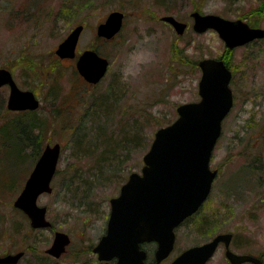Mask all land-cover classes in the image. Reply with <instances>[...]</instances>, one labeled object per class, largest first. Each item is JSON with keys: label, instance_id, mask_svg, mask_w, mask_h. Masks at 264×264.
Wrapping results in <instances>:
<instances>
[{"label": "rangeland", "instance_id": "374dc122", "mask_svg": "<svg viewBox=\"0 0 264 264\" xmlns=\"http://www.w3.org/2000/svg\"><path fill=\"white\" fill-rule=\"evenodd\" d=\"M112 11L124 14L120 31L98 38ZM195 11L264 29V0H0V69L39 102L10 111L8 87H0V256L24 251L18 264H98L92 250L105 234L110 199L129 174L141 173L155 131L176 119V107L199 100L204 58L229 64L233 106L210 158L217 171L210 194L175 230L164 263L220 233L264 247V38L228 49L214 30L193 31ZM163 16L187 30L177 35ZM77 25L84 28L76 56L91 49L109 63L94 86L77 73V57L55 54ZM56 143L52 191L37 200L52 226L32 229L13 202L44 146ZM56 231L70 238L58 259L45 253ZM142 248L151 262L154 245ZM206 264H227L221 246Z\"/></svg>", "mask_w": 264, "mask_h": 264}, {"label": "water", "instance_id": "95a60500", "mask_svg": "<svg viewBox=\"0 0 264 264\" xmlns=\"http://www.w3.org/2000/svg\"><path fill=\"white\" fill-rule=\"evenodd\" d=\"M196 33L214 30L228 49L243 46L264 38V29L250 27L242 20H228L217 15L190 14ZM124 14L110 12L96 27V36L112 39L121 29ZM161 21L172 27L177 35L187 29V23L172 16ZM83 25L75 26L58 44L55 54L59 59H73ZM201 76L198 82L199 100L176 107L177 117L154 133L147 152L143 155L141 173L129 174L119 195L110 199V212L105 234L93 248L98 264H146L147 253L141 244L154 242L156 249L150 264H161L171 253L175 243V228L194 214L207 199L217 171L210 169V158L221 135L222 121L233 105L229 83L231 71L222 59L204 58L197 63ZM77 73L89 84H97L106 74L108 61L95 50H84L76 59ZM8 85L10 93L7 109L33 111L39 102L34 93L21 90L11 73L0 69V87ZM60 145H45L21 192L13 202L29 220L32 229H47L51 223L46 208L37 205L42 194L51 193V181L56 171ZM231 235L219 234L201 245L181 252L169 264H206L218 244L224 243L226 258L231 264L251 260L228 249ZM70 244L63 232H54L45 253L58 259ZM24 251L0 256V264H18Z\"/></svg>", "mask_w": 264, "mask_h": 264}, {"label": "flooded vegetation", "instance_id": "af4514ba", "mask_svg": "<svg viewBox=\"0 0 264 264\" xmlns=\"http://www.w3.org/2000/svg\"><path fill=\"white\" fill-rule=\"evenodd\" d=\"M261 39H263V38H261ZM256 40H259V39H256ZM255 41V40H254ZM77 59V58H76ZM76 62V61H75ZM80 77V76H79ZM82 80H83V78L82 77H80ZM84 81V80H83ZM84 83H86L87 85H92V84H89L88 82H85L84 81ZM94 86V85H93ZM4 87H8V90H9V93H10V88H9V86L8 85H5ZM18 87V86H17ZM19 88V87H18ZM20 89V88H19ZM9 96V95H8ZM17 112H19V111H17ZM199 210H197L195 213H197ZM194 213V214H195ZM194 214H192V215H194ZM191 215V216H192ZM191 216H189L188 218H186L181 224H183L187 219H189ZM107 222H108V220H107ZM180 224V225H181ZM107 225V224H106ZM179 225V226H180ZM178 226V227H179ZM177 227V228H178ZM176 228V229H177ZM175 229V230H176ZM221 234V233H220ZM227 234V233H226ZM217 235H219V234H217ZM217 235H215V236H217ZM214 236V237H215ZM213 237V238H214ZM211 240V239H210ZM245 241H247V240H237V242H235V240H234V238H233V235H231V237H230V241H229V245H228V249L232 252V253H234V254H236V255H238V256H247V257H249V258H251V260H245V261H243V262H241V263H239V264H264V247L262 248V249H255L254 250V245L252 244V243H250L249 244V242H245ZM145 244H153L154 245V247H155V249H156V244L154 243V242H150V243H144V244H141V248H142V246L143 245H145ZM235 244V245H234ZM222 247L223 248V257H224V261L227 263V264H231L230 263V261L226 258V251H227V249H226V247H225V245H224V243H222V242H220L219 244H218V246H217V248H216V250H215V252H214V254L216 253V251H217V249H218V247ZM235 247H237V248H235ZM174 248V247H173ZM143 249V248H142ZM173 250V249H172ZM184 251V250H183ZM182 251V252H183ZM154 252H155V250H154ZM154 252H153V255H154ZM172 252V251H171ZM147 253V252H146ZM181 253V252H180ZM179 253V254H180ZM148 254V253H147ZM179 254H177L176 256H174L167 264H169L170 262H172ZM214 254L212 255V257L214 256ZM154 257V256H153ZM169 257V256H168ZM167 257V258H168ZM211 257V258H212ZM166 258V259H167ZM210 258V259H211ZM165 259V260H166ZM113 261H114V263H115V260L114 259H112L111 261H109V264H114L113 263ZM152 262H154L153 261V259H152V261L151 262H146V264H150V263H152ZM161 264H166V263H164V260L161 262Z\"/></svg>", "mask_w": 264, "mask_h": 264}, {"label": "trees", "instance_id": "16d2710c", "mask_svg": "<svg viewBox=\"0 0 264 264\" xmlns=\"http://www.w3.org/2000/svg\"><path fill=\"white\" fill-rule=\"evenodd\" d=\"M223 59V61H224V63H225V65L228 67V63L224 60V58H222ZM24 115H27L26 113L24 114ZM18 123H23L22 121H20V120H18ZM39 126V125H38ZM38 126H31V128L32 127H35V128H37ZM40 127V126H39ZM24 130H25V126H24ZM24 130H22V131H19V133H23L24 132ZM35 137H40V135L39 136H35V135H33L32 137H29L30 138V140H34V138ZM22 139V138H21ZM135 140H136V137H135ZM137 143H138V141H137ZM31 144H33V142H31ZM38 155H39V152L37 153ZM38 155H37V157H38ZM2 231V230H1Z\"/></svg>", "mask_w": 264, "mask_h": 264}]
</instances>
